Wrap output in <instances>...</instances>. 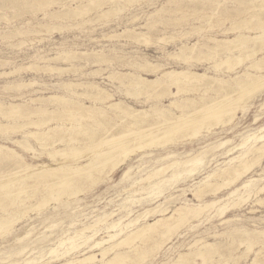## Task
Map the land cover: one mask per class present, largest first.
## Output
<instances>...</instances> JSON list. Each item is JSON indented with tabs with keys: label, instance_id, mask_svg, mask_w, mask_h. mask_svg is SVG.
I'll use <instances>...</instances> for the list:
<instances>
[{
	"label": "rangeland",
	"instance_id": "374dc122",
	"mask_svg": "<svg viewBox=\"0 0 264 264\" xmlns=\"http://www.w3.org/2000/svg\"><path fill=\"white\" fill-rule=\"evenodd\" d=\"M1 1H3L4 4ZM18 1H21V0H18ZM39 1L40 0H27L29 4L31 3L35 4V2L38 3ZM61 1L62 0H55V3L53 5L49 4L47 5V7L44 6L42 9L40 7H39L40 9L37 7V8H34V11H33V9H29V8L27 9V7L26 8H19V7L14 8L11 3L8 4L9 3L8 0L7 1L0 0V4L2 6L0 7V105H9V104H19V105L21 104L22 105L23 104V106H21V109L25 110L26 108V111L29 109H30L29 111L31 110L34 111L36 110V108L37 109L42 108V109H46L48 112H51L56 109V105L48 104L46 103V101H43V100L51 95L57 94L59 96H64L71 101H78L79 103H82L85 106H91V104L93 105L96 104L98 107H103L104 109H106L107 106L111 102L120 101V100L126 103V105L131 106L135 110L149 111L151 106L154 107V105L158 104L159 102L160 103L163 102L162 104L166 106L169 103V99L166 98V96L156 94L155 91H151L148 93H143V92L138 93L135 91L134 88L132 87L129 88V86H127V82H126L127 80L122 79L120 75L118 77V73L136 72L140 76L142 75V77H145L150 80L155 79L157 73L159 74L160 72L164 70H175V69L176 71L189 70V71H194V72L198 71V73L205 72L207 75L215 76V74L217 73L213 71L215 68L213 65L216 64V62L220 63L221 60L225 58L227 53H229V50H227V48L225 47L215 48L216 43H214V41H212L211 38L221 39V38H224L223 36L225 37L229 36L233 38V36L238 35L240 33L242 35L247 34V35L254 36L256 34L255 28L260 25L258 18L262 17V19L264 20V11H263L264 10L263 9L264 0H263V3L262 1H259V0H255L256 2L253 0H240L241 2H239V0H234V1L232 0H208V2L207 0H198V1L197 0H187V1L186 0H180V1L178 0H173V1L172 0H114V1L113 0H107V1L102 0L99 3H97L95 7H93L94 9L91 8L88 11V14L77 16L74 19L65 18L66 11L65 12L63 11L62 12L63 14L61 16L55 17L56 19L50 18L49 16H45V13L50 14V13H53L54 11L60 10L59 6H60ZM64 1L66 0H63V2ZM68 1L69 0H67V2ZM189 1H191V3H187ZM193 1L194 3H192ZM250 1L252 4L250 3ZM73 2L69 3L68 6L72 8L81 3H86V0H82V1L76 0V2L78 3H76L74 0ZM215 2H217V4ZM122 3L123 5L124 4L125 5L123 6ZM167 3H169L170 5ZM5 4L6 5L8 4V5L5 6ZM245 4H247V6ZM112 5L115 7V10H113L110 14L106 16H99L101 11L108 10L110 7H112ZM117 5L120 6L121 8L117 7ZM196 5L198 6L197 9H195L197 7ZM9 6L11 8H9ZM168 6H170V8H168ZM210 6L213 8H211ZM243 6L245 7L244 9H243ZM207 8L213 9V10L209 11V9ZM20 9L22 10V12L20 11ZM14 10L16 12L18 11L19 12L16 13ZM37 10H41V11H37ZM63 15L64 17H62ZM252 16H255V18ZM26 22L28 23V25ZM127 22H129L130 24ZM49 29H52V30L48 32L47 30ZM223 32H224V35H223ZM13 34L16 36H14ZM118 34H121V36ZM8 35L10 37H8ZM130 35L133 36V39H131L132 37L130 38ZM137 35H139L138 37L143 38L144 41H141L140 39H138ZM205 38H208L206 39L207 43L206 41H204ZM211 44L214 45L213 48ZM259 44L260 43L257 44L255 40L254 41L250 40L249 42L245 44L246 45L245 47L249 46L251 47V51L255 50L254 52H256L255 54H253V56L252 55L250 56L251 60L260 57L261 53L259 52L257 53L256 51ZM192 45H195L196 49L194 53L193 52L189 53L186 51L188 53V55L186 56L187 57L186 59L185 57L179 58L176 56L180 54V50L181 48H183V46L191 47ZM209 46L211 50L208 49ZM255 46H256V49H254ZM241 47H242L241 45L237 46V44H234L233 47H231L232 48L231 50L237 55V54H243L245 53V51H248L249 49V47L248 48H245V47L241 48ZM212 49H215V52ZM68 50L76 52V53H86V54L83 56L81 54H78L77 56H75L77 59L76 61L74 60L75 57H73V59L72 58L65 59L67 61L63 59H59V58L55 59L59 53H62ZM98 55L101 57H99ZM196 55H197V58H196ZM89 56L90 57L92 56V57L90 58ZM172 56L174 57L172 58ZM86 58L88 61H85ZM121 58L123 59V62ZM171 58L173 59V61ZM243 58L244 57H241V62L244 63L243 65L241 64V62L237 60H236L237 62L235 60H231L229 63V66L233 67L236 71H241L243 69V66L248 63L247 62L248 60H245V58L244 59ZM94 59L97 61H95ZM131 59L132 61H130ZM6 62H7V65H6ZM147 63L150 64L152 68L154 69L152 70L151 66L147 67L149 71L148 72L147 68L145 67V68H141L144 71L142 72V70L139 67H137L136 69L135 68L136 66L134 65V64H139L143 67ZM34 67L35 68L37 67V68L35 69ZM38 67H39V70H37ZM167 67H169V69ZM62 69H64V71ZM144 69L146 70V72ZM220 69L222 70L221 67ZM137 70L139 72H137ZM226 71L230 74L233 73V70L232 72H229V70H226ZM3 73L5 74L8 73V74L5 75ZM221 73H224V72H221ZM143 74H145V76ZM109 77L113 79H110ZM117 77L118 79L115 80ZM124 80H125L126 86L122 88L123 85H120V83L121 81L124 82ZM70 82L74 84L75 83L78 84L77 86L78 87L81 86L82 89L80 87L78 88L77 86H73L72 89L70 90L68 88L63 89V86L61 85L63 83H70ZM22 84L23 85L27 84V85L21 88L18 87V85H22ZM90 84L97 86V88L90 87L89 86ZM117 84H119L120 86L119 85L117 86ZM217 85L219 84L215 83L213 85L214 89L212 88V86H210L208 89H205L206 86L201 85L199 87H196L199 90V91L197 90V93L194 92L196 95L194 93L192 94L190 93V94L196 98L198 97L197 100L200 101L199 98L202 95H204V92L205 93L207 92L206 94L207 96L209 95V98H204L205 102H208V101L210 102L214 100L215 98H216L215 101H217L218 98L219 100H221L222 97L227 96V102H228V99L231 96L235 98L240 92V90L237 88H233L234 90L232 88L223 90L224 92L222 90H220L221 92L219 91L218 93L213 92L217 88ZM16 86H17L18 92L17 90H13V89H16ZM115 87L118 89H116ZM8 88L11 90H9ZM173 88H171V91L175 92V87ZM83 89L86 91H84ZM89 90L91 91L90 93L92 94L89 93ZM98 90L103 91L104 93L108 95H111V97L110 98L105 97L104 98L105 101L101 99L102 97L97 99V97H99V95H96V93L98 94ZM126 90L127 92H130V94L132 93V95L126 96L127 95V93H125ZM209 90L212 91L211 94ZM135 93L138 94V96L139 95L140 96L137 97ZM71 94L74 96H72ZM259 94L260 95L256 94L254 98L253 97L248 98L247 96H244L241 100L242 102L241 101L236 102L237 103L236 106H238L239 104V106L243 105L245 106V108L244 109L240 107L237 108L239 110L236 111L235 117L231 123H227V124L224 123L226 120H228L227 116L223 117V120H222L223 123L221 121L217 125H215L214 120L212 119L207 120L204 123L203 128L207 127L209 124H210L209 126H211V124L214 123L213 126H211L212 129H210L209 132H208V129L206 130L205 128L204 129L201 128V130H199V128L195 127L196 131H194L195 130L194 128L188 130L191 134H189L188 131L180 132L181 136L179 137L178 135L176 138H174L175 140L173 139L171 141V143L170 142H168V144L166 143L167 146L166 144H163L165 146L163 147V145H160V146L158 145L159 148L158 146H153V147H147V148L145 147L142 149H136L134 150V152H131L129 154L128 158L125 160L123 164L117 166L113 170H111V166H108V165H106L105 167H99L91 171L90 178H89L90 173L86 171L79 173V174H74L73 172L68 173L71 171H67V174L64 176L65 179L64 178L63 179L66 183L68 182L67 183L68 186L64 189V191H62L61 189L60 193L53 191V193L50 192L49 194L46 195V193L44 192L45 190H43L42 188L41 189L39 188V190H36L33 188L31 189L30 187L26 189L27 193L30 195L29 199L25 198L26 197L25 193L21 195L20 198H18V201L26 199L25 203L23 202L20 203L17 201V204L15 203L16 205L14 204V205H10V207L9 206L6 207L9 204L8 200L11 201L13 198L7 196L3 189L0 190V197H1L0 201L3 204L2 206L7 208V209H3L0 207V219L4 220L2 222H6L10 219L11 220L16 219V218L18 219L14 221V223L17 222L16 225L14 224H13L14 226L11 225L13 223L11 222L7 224L9 226L6 229H0V264H27V263L28 264H64L66 260L69 259V257L63 258V259L58 258V255H60L59 249L55 250L56 252H52V249H55L56 246L58 245L59 239H66L68 237L75 236L76 237L75 243H79L83 240V236H91L92 234H96L94 239L99 240L100 238H103L105 240L107 239L106 238L107 233H105L104 228L107 227L108 225L114 222L123 220L127 217L129 218L131 217L132 219L135 217V215L137 216L138 214H141L147 211V209L149 210V209L155 208L158 205L160 206L157 208V212L154 214V216H150L148 218V222L149 221L152 222L153 219H157V218L169 217L171 213H173V211L179 206H184L186 204L196 205L200 203V201L205 202V201H210L214 199H225L227 196V193H229L235 187H239L241 182H239L235 187L229 186L230 189L228 187H222L221 189H219L218 192H216V194L209 192V191L202 192V195L198 200H196L197 198H195L193 194L195 193V187L198 185L200 181L203 180V178L207 175V173L224 165L223 163L225 162V160H227V155L225 152L228 149L234 148L238 143H240V141L246 135L256 132L261 125H264V108L262 107L264 106V91ZM155 95H157L156 97L158 99L155 97ZM219 95L220 97H218ZM20 96L21 97L23 96V97L21 98ZM144 96H146V98ZM15 97L16 98L19 97L18 99L20 100L23 99V100L21 101L18 99L15 100ZM90 97L93 99L90 100ZM161 97H164V98H161ZM40 98H41V101L39 102L38 99ZM205 99H209V100H205ZM30 100H31V103L29 104L28 102ZM233 103L235 104V102ZM36 104H39V105H36ZM137 106L140 108H137ZM149 113L151 115L149 117L150 119L156 116L154 113H152V111H150ZM48 115L49 114L47 113H45V115L38 114L36 115L38 117L33 116L34 118L32 117V120H35V121H39V119L44 120V117L45 119L49 117ZM1 116L2 115H0V117ZM113 116L115 117L116 120L114 119ZM4 117L5 116H2L0 118V125L2 126L5 125L6 127L9 126L10 129L9 127L2 128V130L0 129L1 130L0 145L8 144L6 146H9L10 148L14 149L18 154H20L25 163H29L32 165H40L44 163L47 165L55 166L56 163H59L64 160L61 159L62 157L60 158L56 156V158L54 159H56L55 161L57 162L55 161L53 162L52 158H50L49 156H48L49 158L47 157L48 152H51L54 148L58 150L65 149L67 153H71L72 151L71 149H78V148L79 150L83 151L85 150V148H88L92 145L93 140H95L98 136L100 137L102 135V132L100 133L98 132L102 131L103 128L109 127L111 128V130L114 128L110 132L112 134H116L121 131L122 132L127 131L130 129L134 130L138 128L136 126H135L136 128H133V126L130 127L126 124L121 123L120 119L119 118L117 119L115 114L107 112L106 115L104 116L105 121L102 119L103 117H101V119L100 117L99 118L97 117L99 122L102 120V123H104L103 125H100V124L98 125L96 121V123H94L96 126H94L92 124V121L95 122V120H92V121L91 120H87V121L79 120V122L81 121L82 123H85V126H83L84 131L76 133L77 138H75L76 136L72 137V134L73 133L75 134L76 132L73 128L76 127L75 123H77L78 119L73 117L72 119H69L68 121V118L65 116L63 117L64 120L62 121L65 124V126H67V129H69V130L67 129L65 130L68 135L66 134L65 131H63L61 134H60V131L57 132L58 136H57V133L56 135L55 134L52 135L54 138L53 140H56V138L59 139L60 137L62 138L65 137L64 138L66 140L65 143L63 142V144L62 143L60 144L58 142V144L56 143V145L51 147L50 144H52L53 140L49 139V141L46 142L49 144V146L41 150L38 142H36L37 141L36 139L31 138V137L27 138L26 140H27L28 145H30L36 151L35 155H33L32 153L28 151H24L23 148L17 147L15 143H12V141L13 140H20V141L24 140L25 139L23 136L24 132L35 131L36 128H34V126H30V127L27 126L24 129L23 128L18 129L17 126L23 125L24 123H26V120L24 121V119H18L16 117L14 118L8 117L10 119L9 120L7 117L6 118ZM224 118L226 120H224ZM13 119L15 121H13ZM11 120L13 121V124ZM18 120L20 121L18 122ZM71 122L74 124H72ZM105 124L107 125V127ZM51 125L54 126L53 122ZM222 125L224 126L222 127ZM12 126L15 128H13ZM117 126H118V129H117ZM70 129L72 131H70ZM12 130H15L16 133H13L14 131L12 132ZM87 131H89V133ZM95 131L97 133H95ZM69 132L70 134L72 133L71 137L69 136L70 135ZM91 132L95 133V137L91 141H89V139L87 138L89 134H91ZM195 132L196 133L199 132V134H196V136L198 135V137L201 140L198 137L194 136ZM63 134H65V136ZM79 135L83 139V141L79 137ZM72 138L77 140L76 143L71 144L69 140ZM84 139L88 141L85 142ZM192 140H194L195 142ZM227 140H229V143H227L226 145L222 146L221 149H219L217 145ZM66 142L68 144H66ZM212 146L213 148H211ZM214 148L216 149L214 150ZM69 149L71 151H69ZM234 151L235 150L233 149L231 153L232 156L239 154L237 151L236 152ZM169 153L170 155H172V157L166 160H162V158L167 156ZM199 153H201L200 155H202L203 157H205L206 155V157L203 159L200 165L196 163L195 164L188 163L187 165L188 167H187L186 164L183 163L185 161H188L192 157H194L195 154H197L198 156ZM85 154H82V155L84 156ZM263 158L264 156H262L261 158L262 160L260 161V164L258 166L257 165L254 166L252 168V172L248 174V176L243 178V181H245L248 177H253L257 179V181L254 182L255 186L252 189V193H250L251 195L249 194L250 197H248L249 195H247L246 193L242 194L243 190L238 192V196L234 197V200L235 199L237 200L238 197L239 198L241 197L240 198L241 201L240 200L234 201L238 203L237 205L238 207L230 206L231 208L229 207L228 211L223 216H218L214 214L216 213L214 209H210L208 211L203 212L202 215L199 217V219L197 218L198 220L193 219L189 221V223H186L181 228H179L177 230L178 232L176 231L174 233L172 237V242H170L166 247H164L161 253L159 254H156L155 252H154L155 254L150 253L148 257L145 258L146 260H144V262H138L137 260H132L131 262H128L127 264H134V263L135 264H172L173 262H175V260L177 259V256L180 253H189L190 251L192 252L193 250L196 249V247L200 246L201 243H198V241L199 242L205 241L207 243H215L216 250L218 249L217 250L218 253H214L211 256V258L208 260V263L206 264H217V263L224 264V262H226L225 264H253L254 258H256V262L258 264H264V256H263L264 246L261 245V241L264 242V239L260 237L257 240L258 243L260 244L257 243L255 244V246L253 245L252 249L250 250L251 252L249 251L247 253L248 255L246 254V256H242V258H244L243 260L241 258V255L242 253L246 252L247 244L241 245V247L244 246L242 248L238 246L239 247L238 248L237 244H239V240H242L244 236L242 234L241 237H239L238 234H241V233L234 232V230L264 231V201H260L261 199H264V193H263L264 191L263 192L260 191L256 193L258 189L264 186V172H262L264 171V159ZM72 159L73 158L71 159L67 158L65 159V161H67V163L71 166H77V165L85 164L88 162L87 157L74 158V160ZM1 160L3 161L4 159L0 157V161ZM175 160L180 161V167L178 166V169L175 168L174 166L167 167V164L172 163ZM5 161L6 159L4 160V162H2L4 163L3 165L2 163H0L1 164L0 174H2L0 175V180H3L5 175L7 176L9 172L13 171L16 168L14 167L15 165L14 160L9 159L7 160L9 162H5ZM160 168L161 169L166 168V169L162 175H159L157 178H154V180H152V181H159V180L164 181L159 185V189L152 193L150 191L144 190L145 188L149 186L151 182H141V180L144 177H146L150 172L155 171ZM188 169H190V171L192 172L190 173ZM95 171L97 173H95ZM176 173H179V174L176 175L175 177L172 176ZM70 174L71 175L73 174V175L71 176ZM83 174L88 175V177ZM216 179L214 178V181L212 180L213 183L221 182L220 178H216ZM33 180L34 179L27 181L28 186L36 185L35 184L36 182H34ZM69 180L70 181L72 180L73 182H70ZM75 181L78 183H76ZM90 181H92L93 183ZM74 182L77 185H75ZM226 188L229 190H227ZM29 190H31V192ZM134 192L136 193L133 194ZM42 197L44 199H42ZM127 198H131L132 200L134 199V200H139V201L130 203L131 201L130 199L128 200V202L125 201ZM43 200L47 201L46 203L48 204L47 206H45L46 204L43 205V202H44ZM231 201H230V205L233 204V202L231 203ZM6 203L8 204L6 205ZM256 203L258 205H256ZM30 208L32 211L30 210ZM1 209L3 211H1ZM22 210L23 212H21ZM162 211L164 212L162 213ZM248 211H251V212H248ZM12 212H15V213H12ZM24 212L26 213L25 216H24ZM110 213H114L113 216L109 218V220L105 221L103 224L95 225L94 227L91 228L92 230H88V231L86 230L84 232H80L85 227L87 228V226L89 227L90 225H94L98 219ZM10 214H12V216L15 218H13ZM126 214H127V217L125 216ZM21 218H24V219L21 220ZM225 220L226 222H224ZM142 224L143 222L140 225ZM3 230H4V233H3ZM5 230H7V232ZM112 233L113 232H110L109 234H112ZM215 235H216V239H215ZM217 235H218V238H217ZM233 240L235 241L234 242L235 245L232 244ZM195 241L197 242L198 246H196ZM139 243L140 242L138 241L134 243V245L137 246V244L139 245ZM89 245L90 244H88V246ZM231 245H233V247H231ZM131 247L132 248H130V246H122L119 249L121 252H128L130 253V255H133L131 253H133L132 250L134 248L133 246ZM235 249L237 250L235 251ZM98 252L99 251L95 249L92 252H89L87 255L91 253H98ZM78 256H79V253H76L72 255L71 257L73 258V257H78ZM111 257H112V254H109L104 259L108 260ZM237 257L241 259L238 260L239 258ZM195 258L196 257L194 256L192 257L189 256L188 260L189 259L190 260L186 263L193 264L194 263L193 261H195V264H201V260L199 258H196V259ZM218 258H221V260ZM233 258H236V260ZM90 263L101 264L100 257H96V260Z\"/></svg>",
	"mask_w": 264,
	"mask_h": 264
},
{
	"label": "bare ground",
	"instance_id": "6f19581e",
	"mask_svg": "<svg viewBox=\"0 0 264 264\" xmlns=\"http://www.w3.org/2000/svg\"><path fill=\"white\" fill-rule=\"evenodd\" d=\"M7 1V0H6ZM9 3L8 4H12V6L14 8H26L27 9H33L34 8H43L44 6L47 7V5L49 4H54L55 0H40L38 3L35 2V4L31 3L29 4L27 2V0H8ZM74 0H69L67 2L63 0L60 2V10L54 11L53 13L50 14H46L45 16H49L50 18H55V17H59L61 16L63 13V11L65 12V18H75L77 16L83 15V14H88V11L95 7V5L97 3H99L102 0H86V3H81L79 5H76L75 7H70L68 6L69 3L73 2ZM82 1V0H80ZM107 1V0H106ZM114 1V0H113ZM173 1V0H172ZM180 1V0H178ZM177 1V2H178ZM187 1V0H186ZM198 1V0H197ZM234 1V0H232ZM255 1V0H253ZM262 1L263 0H259ZM3 3V1H1ZM59 2V1H58ZM76 2V0H75ZM79 2V1H78ZM76 2V3H78ZM128 2V1H127ZM182 2V1H181ZM200 2V1H199ZM198 2V3H199ZM204 2V1H203ZM202 2V3H203ZM206 2V1H205ZM208 2V0H207ZM223 2V1H222ZM236 2V1H235ZM239 2H241L239 0ZM249 2V1H248ZM256 2V1H255ZM254 2V3H255ZM258 2V1H257ZM74 3V2H73ZM176 3V1H175ZM187 3H191V1L187 2ZM194 3V1L192 2ZM197 3V2H196ZM201 3V2H200ZM212 3V2H210ZM217 4V2H215ZM234 3V2H233ZM251 3V1H250ZM261 3V2H260ZM4 4V3H3ZM7 4V5H8ZM115 4V3H114ZM169 4V3H167ZM166 4V5H167ZM208 4V3H207ZM206 4V5H207ZM215 4V5H216ZM242 4V3H241ZM240 4V5H241ZM252 4V3H251ZM5 4V6H7ZM123 5V3H122ZM125 5V4H124ZM123 5V6H124ZM165 5V4H164ZM170 5V4H169ZM174 5V4H173ZM182 5V4H181ZM186 5V4H185ZM191 5V4H190ZM193 5V4H192ZM195 5V4H194ZM219 5V4H218ZM234 5V4H233ZM238 5V4H237ZM247 6V4H245ZM177 6V5H176ZM197 6V5H196ZM205 6V5H204ZM203 6V7H204ZM212 6V5H211ZM210 6V7H211ZM262 6V5H261ZM0 7L1 4H0ZM4 7V5H3ZM52 7V6H51ZM57 7V6H56ZM117 7H120L117 5ZM116 7V8H117ZM127 7V6H126ZM166 7V6H164ZM175 7V6H174ZM184 7V5H183ZM186 7V6H185ZM188 7V5H187ZM194 7V6H192ZM208 7V6H207ZM242 7V6H241ZM257 7V6H256ZM255 7V8H256ZM263 7V6H262ZM260 7V8H262ZM9 8H11L9 6ZM39 8V9H40ZM55 8V7H54ZM105 8V6H104ZM121 8V7H120ZM168 8H170V6H168ZM176 8V7H175ZM182 8V7H181ZM198 6L195 8L197 9ZM213 8V7H211ZM233 8V7H232ZM245 7L243 6V9ZM7 9V8H6ZM45 9V8H44ZM52 9V8H51ZM59 9V8H57ZM62 9V10H61ZM94 9V8H93ZM162 9V8H161ZM172 9V8H171ZM174 9V8H173ZM202 9V7H201ZM209 9V8H207ZM236 9V8H235ZM242 9V8H241ZM259 9V8H258ZM264 9V8H263ZM47 10V9H46ZM113 10H115V7L112 5V7H110L108 10L106 11H99L100 15L99 16H106L108 14H110ZM118 10V9H117ZM116 10V11H117ZM213 10V9H209ZM246 10V9H245ZM262 10V9H261ZM15 11V10H14ZM20 11L22 12V10L20 9ZM26 11V10H25ZM31 11V10H30ZM37 11H41V10H37ZM43 11V10H42ZM122 11V10H121ZM124 11V10H123ZM159 11V10H157ZM161 11V10H160ZM202 11V10H200ZM264 11V10H263ZM16 12V11H15ZM14 12V13H15ZM19 12V11H18ZM16 12V13H18ZM98 12V13H99ZM170 12V11H169ZM216 12V10H215ZM25 13V12H24ZM31 13V12H30ZM36 13V11H35ZM12 14V13H11ZM29 14V13H28ZM172 14V13H171ZM176 14V13H175ZM216 14V13H214ZM20 15V13H19ZM42 15V13H41ZM95 15V14H94ZM173 15V14H172ZM260 15V14H259ZM169 16V15H168ZM261 16V15H260ZM259 16V17H260ZM6 17V16H5ZM64 17V15L62 16ZM206 17V16H205ZM255 18V16H252ZM3 18V17H2ZM45 18V17H44ZM251 18V17H250ZM4 19V18H3ZM47 19V18H46ZM56 19V18H55ZM43 20V19H42ZM41 20V21H42ZM129 20V19H128ZM251 20V19H249ZM65 21V20H64ZM133 21V20H132ZM131 21V22H132ZM210 21V20H209ZM208 21V22H209ZM259 21V26L255 28L256 30V34L254 36L252 35H247V34H238L233 36V38L231 37H225L221 38V39H217V38H211L212 41H214V43H216L215 48H220V47H225L227 48V50H229V53H227V55L225 56V58L223 60H221L220 63L216 62V64H214L213 66L214 68V72H216L217 74H215V76H210L207 75L205 72L204 73H198V71L194 72V71H189V70H179L176 71L175 70H164L162 72H160L159 74L157 73L155 79H147L145 77H142V75L140 76L138 73L134 72H126V73H118V77L120 75V77L122 79L127 80V86L132 87L135 89L136 92H143V93H148L151 91H155L156 94L159 95H163L166 96V98L169 99V103L168 105H164L162 103H158L156 105L151 106L150 110H135L134 108H132L131 106L126 105V103L120 101H113L111 102L106 109H104L103 107H98L96 104H91V106H85L82 103H79L78 101H71L69 99H67L64 96H59L57 94L55 95H51L47 98H45L43 101H46V103L51 104V105H56V109L48 112L46 109H42L39 108L34 111H26L21 109V106H23V104L19 105V104H9V105H0V115L5 116L4 118H8V117H16L18 119H24V121L26 120V123H24L21 126H17L18 129L19 128H26L27 126H34V128H36L35 131H26L24 132V140H13L12 143H15L17 145V147H21L24 149V151H28L30 153H32L33 155H35V149H33L30 145H28L27 143V138H34L36 139L41 148V150H43V148H47L49 146L48 143H46L47 141H49V139L53 140V134L56 135L57 132L60 131V134L65 131L67 129V126H65V124L63 123L62 120L63 117H67L68 121L69 119H72L73 117H75L76 119H78L77 123H75V128H73L76 132L73 135L72 133V137L76 136V133L84 131L83 130V126H85V123H82L81 121H87V120H95V122L92 121V124L94 126H96L94 123H98V125H103L104 123H102V120L99 122L98 118L103 117L102 119L105 121L104 116L106 115L107 112L115 114V116L117 117V119H120V122L123 124H126L128 126H133V128L138 127L137 129H130L127 131H121L118 132L116 134H112L110 133L112 130L111 128L106 127L107 128H103L102 131H99L98 133L102 132V135L99 137L98 136L95 140L92 141V145L88 148H85V150H79L78 149H69V151H71V153H67L66 150H58L56 148H54L51 152H48L47 157L49 156L50 158L53 159V162L56 160L54 158H56V156L58 157H62L61 159H63L64 161H61L59 163H56V165L52 166V165H47V164H40V165H32L29 163H25L22 159V156L20 154H18L14 149L10 148L9 146L6 145H0V157H2V159H6L5 162H9L7 160L12 159L15 161V165L14 167H16L13 171L11 172H7L8 175L4 176L3 180H0V190H4L5 194L9 197H12L13 199L9 201V204L6 203V207H10V205H14L15 203L17 204L18 198H20L21 195H23L24 193L26 194V197L24 195L25 198L29 199L30 195L27 193L26 189L30 188L31 189H36L39 190V188L45 190L44 192L47 194H49L50 192L53 193V191L59 192L62 189V191H64V189L68 186V182L66 183L64 181V176L67 174V171H71L68 173H74V174H79L82 172H89V178L91 176V171L95 170L99 167H105L106 165L111 166V170H113L114 168H116L117 166L123 164L125 162V160L128 158L129 154L131 152H134V150L136 149H142V148H147V147H153V146H160L163 144H168V142L171 143V141L176 138L178 135L179 137L181 136L180 132H186L189 129H195V127L199 128V130H201V128H203L204 123L209 120L212 119L215 121V125L219 124L222 120L224 116H227L226 120L224 118V120H226L224 123H231L235 117V113L238 107L240 108H245V106H236V102H240L242 100V98L244 96H247L248 98H254V96L256 94L260 95L259 93L264 91V20L261 18H258ZM256 21V22H258ZM6 22V21H5ZM27 23V22H26ZM129 23V22H127ZM241 23V22H240ZM130 24V23H129ZM28 25V23H27ZM41 26V25H40ZM25 27V26H24ZM39 27V26H38ZM143 27V26H142ZM240 27V26H239ZM20 28V27H19ZM18 28V29H19ZM34 28V27H33ZM51 28V27H49ZM140 28V27H139ZM37 29V28H36ZM41 29V27H40ZM43 29V28H42ZM45 29V28H44ZM48 29V28H47ZM55 29V28H53ZM57 29V27H56ZM241 29V28H240ZM52 29L47 30L48 32L51 31ZM13 31V30H12ZM15 31V30H14ZM33 31V30H32ZM43 31V30H42ZM240 31V30H239ZM16 32V31H15ZM37 32V31H36ZM45 32V31H44ZM133 32V31H132ZM13 33V32H12ZM21 33V32H20ZM24 33V31H23ZM27 33V32H26ZM25 33V34H26ZM38 33V32H37ZM51 33V32H50ZM127 33V32H125ZM130 33V32H129ZM226 33V31H225ZM238 33V32H237ZM9 34V33H8ZM22 34V33H21ZM134 34V33H133ZM136 34V33H135ZM6 35V34H5ZM12 35V34H11ZM14 35V34H13ZM121 36V34H118ZM117 35V36H118ZM123 35V34H122ZM129 35V34H127ZM224 35V32H223ZM227 35V34H226ZM16 36V35H14ZM119 36V37H120ZM124 36V35H123ZM126 36V35H125ZM136 36V35H135ZM139 35H137L138 37ZM141 36V34H140ZM221 36V34H220ZM4 37V36H3ZM8 37H10L8 35ZM113 37V36H112ZM128 37V36H127ZM132 37V38H131ZM143 37V36H142ZM217 37V36H216ZM6 38V37H5ZM130 38L133 39V36L130 35ZM220 38V37H219ZM106 39V38H105ZM138 39H140L141 41H144L143 38L138 37ZM205 38L204 41H206ZM210 39V38H209ZM148 40V39H147ZM250 40L260 43L259 44V48L256 46L254 49H256L257 53H261L259 58H255L253 60L250 59V56L253 54H255L256 52L251 51V47H249L248 51H245V53L243 54H237L234 53L231 49V47H233L234 44L241 45V48H244L247 42H249ZM201 41V40H200ZM203 42V41H202ZM185 43V42H184ZM187 43V42H186ZM207 43V41H206ZM188 44V43H187ZM195 44V43H194ZM209 44V43H208ZM213 44V43H212ZM211 44V45H212ZM249 44V43H248ZM181 45V44H180ZM214 45H212L213 48ZM252 46V45H251ZM181 47V46H180ZM202 47V46H200ZM245 47V48H248ZM254 47V46H253ZM196 47L195 45H192L191 47L189 46H183V48H181L180 50V54L176 55L177 57H185V59L187 58L186 56L188 55L187 52L189 53H194ZM202 49V48H200ZM199 49V51H200ZM210 49V46L209 48ZM211 50V49H210ZM215 52V49H212ZM247 50V49H246ZM187 51V52H186ZM206 51V50H205ZM219 51V50H218ZM179 52V51H178ZM197 52V51H196ZM57 53V52H56ZM200 53V52H199ZM78 54H81L82 56L85 55L86 53H76L73 51H64L62 53H59L58 56L55 59H68V58H72L77 56ZM89 54V53H88ZM175 54V53H174ZM173 54V55H174ZM197 54V53H196ZM204 54V53H203ZM215 54V53H214ZM57 55V54H56ZM92 55V53H91ZM103 55V54H102ZM191 55V54H190ZM189 55V56H190ZM200 55V54H199ZM217 55V54H216ZM215 55V57H216ZM46 56V55H45ZM99 56V55H98ZM175 56V57H176ZM201 56V55H200ZM214 56V55H212ZM81 57V56H80ZM88 57V56H87ZM90 57V56H89ZM92 57V56H91ZM90 57V58H91ZM94 57V55H93ZM101 57V56H99ZM109 57V56H108ZM174 56H172L173 58ZM211 57V55H210ZM214 57V58H215ZM241 57H244L245 60H248L247 64H245L243 66V69L240 70L241 71H236L233 67L229 66V63L231 60H237L239 62H241ZM43 58V57H42ZM96 58V57H95ZM104 58V57H102ZM101 58V60H102ZM106 58V57H105ZM135 58V57H134ZM170 58V57H168ZM171 58V59H172ZM190 58V57H189ZM193 58V57H191ZM197 58V55H196ZM243 58V59H244ZM39 59V58H38ZM81 59V58H80ZM83 59V58H82ZM89 59V58H88ZM100 59V58H99ZM118 59V57H117ZM122 59V58H121ZM125 59V58H124ZM166 59V58H165ZM182 59V58H181ZM184 59V60H185ZM213 59V58H212ZM40 60V59H39ZM75 61L77 60L76 57L74 59ZM79 60V59H78ZM91 60V59H90ZM95 60V59H94ZM140 60V59H139ZM170 60V59H169ZM183 60V59H182ZM46 61V60H45ZM53 61V60H52ZM67 61V60H65ZM72 61V60H70ZM80 61V60H79ZM83 61V60H82ZM85 61H88L87 58ZM97 61V60H95ZM99 61V60H98ZM132 61V59L130 60ZM141 61V60H140ZM143 61V60H142ZM173 61V59H172ZM176 61V60H174ZM236 61V62H237ZM8 62V61H7ZM6 62V65H7ZM47 62V61H46ZM45 62V63H46ZM51 62V61H50ZM84 62V61H83ZM121 62V61H120ZM123 62V59H122ZM181 62V61H179ZM183 62V61H182ZM214 62V61H213ZM212 62V63H213ZM5 63V61H4ZM9 63V62H8ZM49 63V61H48ZM47 63V64H48ZM78 63V62H77ZM94 63V62H93ZM132 63V62H131ZM134 63V61H133ZM132 63V64H133ZM143 63V62H141ZM195 63V61H194ZM86 64V63H84ZM130 64V63H129ZM145 64V63H144ZM241 64L243 65L244 63L241 62ZM5 65V64H4ZM137 69V67L141 68H147L150 67V64H146L143 67L139 64H134ZM143 65V64H142ZM196 65V63H195ZM224 65V66H223ZM237 65V64H236ZM128 66V65H127ZM131 66V65H130ZM159 66V65H158ZM201 66V65H200ZM204 66V65H203ZM212 66V65H211ZM228 66V67H227ZM87 67V66H86ZM163 67V65H162ZM220 67L222 68V70L220 69ZM242 67V66H241ZM31 68V67H30ZM33 68V67H32ZM35 68V67H34ZM37 68V67H36ZM35 68V69H36ZM43 68V67H41ZM46 68V67H45ZM128 68V67H127ZM152 68V66H151ZM156 68V67H155ZM169 69V67H167ZM166 68V69H167ZM175 68V67H174ZM179 68V67H178ZM177 68V69H178ZM208 68V67H206ZM47 69V68H46ZM45 69V70H46ZM132 69V67H131ZM154 68H152L153 70ZM157 69V68H156ZM162 69V68H161ZM165 69V68H164ZM171 69V68H170ZM39 70V67L38 69ZM44 70V69H43ZM51 70V69H49ZM64 71V69H62ZM127 70V69H126ZM142 70V69H141ZM145 70V69H144ZM151 70V69H150ZM160 70V69H159ZM226 70H229V72L233 73L230 74L228 73ZM231 70V71H230ZM239 70V69H238ZM18 71V70H17ZM58 71V70H57ZM60 71V70H59ZM148 71V68H147ZM158 71V70H157ZM201 71V70H200ZM199 71V72H200ZM61 72V71H60ZM137 72H139L137 70ZM142 72H144L142 70ZM146 72V70H145ZM149 72V71H148ZM154 72V71H153ZM159 72V71H158ZM212 72V71H211ZM224 72V73H221ZM14 73V72H13ZM89 73V72H88ZM92 73V72H91ZM96 73V71H95ZM94 73V74H95ZM155 73V72H154ZM228 73V74H226ZM5 74V73H3ZM8 74V73H7ZM5 74V75H7ZM10 74V72H9ZM93 74V73H92ZM115 74V73H114ZM117 74V73H116ZM98 75V74H97ZM145 76V74H143ZM154 75V74H153ZM152 75V76H153ZM3 76V75H2ZM9 76V75H8ZM109 76V75H108ZM106 76V77H108ZM149 76V75H148ZM155 76V75H154ZM4 77V76H3ZM118 77L115 79L117 80ZM104 78V77H103ZM110 79H113L111 77H109ZM120 78V79H121ZM109 80V79H108ZM121 81L120 85H123L122 88L124 86H126V83ZM113 81V80H112ZM120 81V80H119ZM118 83V82H116ZM217 83L219 85H217V88L215 89V91L213 92H219L220 90H227L230 88H237L240 90V92L238 93V97L233 98L232 96L228 99L227 102V96L222 97L221 100H216V98L212 101H208L205 102L204 98H209V95L207 96V92H204V95H202L198 101L196 97H194L193 95H191L192 93H197L198 88L201 85L206 86L205 89H208L210 86ZM27 85V84H25ZM25 85H18V87H24ZM53 85V84H52ZM51 85V87H52ZM78 84H74L72 82L70 83H63L61 86H63L64 88H68L69 90L72 89L73 86H77ZM119 84H117L118 86ZM119 85V86H120ZM92 88H97V86L90 84L89 85ZM4 87V86H3ZM10 87V86H9ZM15 87V86H14ZM33 87V85H32ZM60 87V86H59ZM78 87V86H77ZM81 88V86H79ZM78 87V88H79ZM175 87V92L171 91V88ZM6 88V87H5ZM4 88V89H5ZM13 88V87H12ZM76 88V87H75ZM88 88V87H86ZM85 88V89H86ZM91 88V89H92ZM116 88V87H115ZM127 88V87H126ZM125 88V89H126ZM195 88V89H193ZM9 89V88H8ZM7 89V90H8ZM77 89V88H76ZM82 89V88H81ZM104 89V88H103ZM118 89V88H116ZM124 89V90H125ZM174 89V88H173ZM204 89V88H202ZM214 89V88H213ZM11 90V89H9ZM13 90H17V86L16 89ZM21 90V89H20ZM56 90V89H55ZM62 90V89H61ZM67 90V89H65ZM84 90V89H83ZM81 90V91H83ZM94 90V89H93ZM120 90V89H119ZM201 90V89H200ZM211 90V88H210ZM209 90V91H210ZM234 90V89H233ZM39 91V90H38ZM86 91V90H84ZM95 91V90H94ZM122 91V90H121ZM199 91V90H198ZM15 92V91H14ZM18 92V90H17ZM66 92V91H65ZM73 92V90H72ZM91 91L89 90V93ZM132 92V91H131ZM212 91H210L211 94ZM221 92V91H220ZM224 92V91H223ZM96 93V92H94ZM127 95L126 96H130L132 95V93L130 94V92H126ZM142 93V94H143ZM191 93V94H190ZM194 93V94H195ZM235 93V92H234ZM92 94V93H90ZM129 94V95H128ZM190 94V95H188ZM203 94V93H202ZM18 95V94H17ZM70 95V94H69ZM72 95V94H71ZM95 95V94H94ZM96 95H99L98 98H101L104 100L105 97H111V95H108L106 93H104L103 91L98 90V94L96 93ZM124 95V94H123ZM135 95L138 96V94L135 93ZM152 95V94H151ZM196 95V94H195ZM257 95V96H258ZM24 96V95H23ZM22 96V97H23ZM74 96V95H72ZM71 96V97H72ZM82 96V95H81ZM90 96V95H89ZM114 96V95H113ZM157 95H155L156 97ZM21 97V96H20ZM21 97V98H22ZM26 97V96H25ZM79 97V95H78ZM136 97V96H135ZM134 97V98H135ZM143 97V96H142ZM146 98V96H144ZM152 97V96H150ZM148 97V98H150ZM220 97V95L218 96ZM19 97H15V100L18 99ZM74 98V97H73ZM82 98V97H81ZM132 98V97H131ZM157 98V97H156ZM164 98V97H161ZM211 98V97H210ZM214 98V97H213ZM241 98V99H240ZM75 99V98H74ZM79 99V98H78ZM93 99L90 97V100ZM155 99V98H154ZM158 99V98H157ZM212 99V98H211ZM210 99V100H211ZM12 100V99H11ZM20 100V99H18ZM23 100V99H21ZM20 100V101H21ZM39 102L41 101V98L38 99ZM37 100V101H38ZM87 100V99H86ZM85 100V101H86ZM108 100V99H107ZM131 100V99H130ZM135 100V99H134ZM139 100V99H138ZM147 100V99H146ZM152 100V99H150ZM156 100V99H155ZM167 100V99H166ZM205 100H209V99H205ZM13 101V100H12ZM36 101V100H35ZM93 101V100H92ZM99 101V100H98ZM102 101V100H101ZM133 101V100H132ZM158 101V100H157ZM156 101V102H157ZM160 101V99H159ZM162 101V100H161ZM226 101V102H225ZM244 101V100H243ZM249 101V100H248ZM2 102V101H1ZM25 102V100H24ZM23 102V103H24ZM34 102V101H33ZM32 102V103H33ZM38 102V103H39ZM96 102V101H95ZM167 102V101H166ZM235 102V104L233 103ZM242 102V101H241ZM29 104L31 103V100L28 102ZM42 103V102H41ZM246 103V102H245ZM244 103V104H245ZM5 104V103H4ZM35 104V103H34ZM43 104V103H42ZM41 104V105H42ZM85 104V103H84ZM89 104V103H88ZM131 104V103H130ZM152 104V103H150ZM39 105V104H36ZM45 105V104H44ZM49 105V106H51ZM143 105V104H142ZM147 105V104H146ZM72 106V107H71ZM140 106V105H139ZM232 106V107H231ZM25 107V106H24ZM23 107V108H24ZM264 108V106H262ZM137 108H140L137 106ZM144 108V107H143ZM34 109V108H33ZM262 110V108H261ZM150 111H152V113H154L156 116L152 119H150L149 117L150 115ZM45 113L49 114L48 118L44 120H40L39 121H35L32 120V117H38L36 115L38 114H43L45 115ZM64 115V116H63ZM238 115V114H236ZM1 116V117H2ZM41 116V115H39ZM63 116V117H61ZM0 117V118H1ZM47 117V116H46ZM61 117V118H60ZM98 117V118H97ZM114 117V116H113ZM15 118V119H16ZM34 118V117H33ZM42 118V117H41ZM9 119V118H8ZM115 119V117H114ZM10 120V119H9ZM79 120H81L79 122ZM110 120V119H109ZM116 120V119H115ZM258 120V119H256ZM255 120V121H256ZM12 121V120H11ZM13 121H15L13 119ZM12 121V124H13ZM20 120H18L19 122ZM90 121V122H91ZM54 124V126H52L51 124ZM67 122V121H66ZM73 122V121H72ZM71 122V123H72ZM110 122V121H109ZM114 122V121H113ZM257 122V121H256ZM87 123V122H86ZM223 123V121H222ZM11 124V125H12ZM22 124V123H21ZM74 124V123H72ZM109 124V123H108ZM120 124V123H119ZM214 124V123H213ZM213 124H211V126H213ZM225 124V125H226ZM97 125V126H98ZM112 125V124H111ZM116 125V124H115ZM207 125V123H206ZM210 125V124H209ZM207 126L204 127L206 130L208 129V132L211 128V126ZM88 126V125H86ZM109 126V125H108ZM124 126V125H123ZM136 126V127H135ZM221 126V125H220ZM224 125H222L223 127ZM6 126H2L0 125V129L2 130V128H5ZM9 127V126H7ZM6 127V128H7ZM13 127V126H12ZM11 127V128H12ZM28 127V128H29ZM102 127V126H101ZM120 127V126H119ZM218 127V126H216ZM15 128V127H13ZM12 128V129H13ZM27 128V130H28ZM95 128V127H94ZM116 128V127H115ZM203 128V129H204ZM10 129V127H9ZM17 129V128H16ZM30 129V128H29ZM72 129V127H71ZM70 129V131H72ZM118 129V126H117ZM0 130V132H1ZM22 130V129H21ZM69 130V129H67ZM88 130V129H87ZM91 130V129H89ZM95 130V129H94ZM124 130V129H123ZM215 130V129H214ZM14 131V132H13ZM17 131V130H16ZM116 131V130H115ZM120 131V130H119ZM196 131V129L194 130ZM213 131V130H212ZM13 133H16L15 130H12ZM66 132V131H65ZM89 133V131H87ZM86 132V133H87ZM189 132V131H188ZM200 132V131H199ZM198 133H194L195 137H198V135L196 136V134ZM9 133V132H8ZM85 133V134H86ZM95 133H97L95 131ZM95 133L91 132V134H89L88 138L89 141H91L94 137H95ZM110 133V134H109ZM19 134V133H18ZM59 134V135H60ZM67 134V132H66ZM70 134V132H69ZM71 134L69 135L71 137ZM183 134V133H182ZM189 134H191L189 132ZM203 134V132H202ZM201 134V135H202ZM209 134V133H208ZM212 134V133H211ZM65 136V134H63ZM68 135V134H67ZM81 135V134H80ZM79 135V137H80ZM188 135V134H187ZM58 136V133H57ZM62 136V135H61ZM83 136V135H82ZM86 136V135H85ZM84 136V137H85ZM185 136V135H184ZM189 136V135H188ZM193 136V135H192ZM205 136V135H204ZM14 137V136H13ZM22 137V136H21ZM207 137V136H206ZM65 138V137H64ZM60 137L59 139L56 138V140L52 141L51 147H53L54 145H56V143L58 144V142L61 144H63V142L65 143V139ZM77 138V136L75 137ZM81 138V137H80ZM199 138V137H198ZM202 138V136H201ZM82 139V138H81ZM181 139V138H180ZM187 139V137H186ZM200 139V138H199ZM175 140V139H174ZM185 140V139H183ZM196 140V139H195ZM201 140V139H200ZM72 143H76L77 140L75 139H70L69 140ZM83 141V139H82ZM84 141H88L86 139H84ZM190 141V139H189ZM194 141V140H192ZM69 142V143H70ZM195 142V141H194ZM8 143V142H7ZM173 143V142H172ZM186 143V142H185ZM193 143V142H192ZM227 143H229V140L220 143L218 146L219 149L222 148V146L226 145ZM59 144V145H60ZM66 144H68L66 142ZM79 144V143H78ZM81 144V143H80ZM166 144V146H167ZM178 144V143H177ZM15 145V146H16ZM70 145V144H69ZM179 145V144H178ZM208 145V144H207ZM158 146V148H159ZM165 145H163L164 147ZM205 146V145H204ZM203 146V147H204ZM50 147V148H51ZM162 147V146H161ZM162 147V148H163ZM216 147V146H214ZM18 148V149H19ZM39 148V147H38ZM49 148V149H50ZM213 148V146L211 147ZM217 148V149H218ZM17 149V148H16ZM209 149V148H208ZM216 148H214L215 150ZM235 150L234 152H238L239 154L232 156V150ZM211 150V149H210ZM40 151V150H39ZM87 153H86V152ZM158 151V150H157ZM204 151V150H203ZM212 151V150H211ZM217 151V150H216ZM43 152V151H42ZM85 152V153H83ZM166 152V151H165ZM168 152V151H167ZM28 153V154H30ZM204 153V152H203ZM202 153V154H203ZM209 153V152H208ZM227 155V160H225V162L223 163L224 165L221 167L216 168L215 170L210 171L209 173H207V175L203 178L202 181H200L198 183V185L195 187V193L193 194L195 198H197L196 200H198L201 195L202 192H212L215 193L219 191V189H221L222 187H228L230 189L229 186H233L235 187L239 182L240 186L239 187H235L234 189H232L229 193H227V196L225 199H214V200H210V201H205V202H201L193 205V204H186L184 206H179L177 207L173 213H171V215L169 217H163V218H157V219H153L152 222L149 221L148 222V218L150 216H154V214L157 212V208L160 206H156L155 208L152 209H147V211L138 214L137 216L135 215L134 218L131 219V217H127V214L125 215L127 218L114 222L110 225H108L107 227H105V233H107L106 238L107 239H103L100 238L99 240L94 239L96 234H92L91 236H83V240L79 243H75V236L74 237H68L66 239H59L58 241V245L56 246L55 249H52V252H56L55 250L59 249V253L60 255H58V258L63 259V258H68V260H66V262L64 264H92L90 262H94L96 260V257H100L101 260V264H127L128 262H131L132 260H137L138 262H144V260H146L145 258L148 257V255L150 253L153 254H159L162 252L163 248L166 247L170 242H172V237L174 235V233L181 228L184 224L189 223V221L193 220V219H199V217L202 215L203 212L208 211L210 209H214V211L216 213V215L218 216H223L229 209L230 206H237L238 203L234 202V197L238 196V192L243 190L242 194H247L249 195L250 193H252V189L255 186L254 182L257 181V179L253 178V177H248L245 181H243V178H245L246 176H248V174H250L252 172V168L254 166H258L260 164V161L262 160V156H264V125H261L258 130L254 133L248 134L246 135L241 141L240 143H238L234 148L232 149H228L226 152ZM82 154H85L84 156ZM201 153H199V155L197 156V154L194 155V157H192L191 159H189L188 161H185L183 163L186 164V166L189 164H198L200 165V163L203 161V159L206 157H203L202 155H200ZM206 154V153H205ZM161 155V154H160ZM208 155V154H207ZM210 155V154H209ZM232 156V157H230ZM42 157V156H41ZM48 157V158H49ZM87 157L88 162L85 164H81V165H77V166H71L67 163V161H65V159L69 158H73L72 160H74V158H84ZM172 155H170V153L163 157L162 160H166L171 158ZM51 159V160H52ZM264 159V158H263ZM4 160L0 161V163L4 162ZM36 160V159H34ZM58 160V159H57ZM60 160V159H59ZM57 162V161H55ZM161 162V161H160ZM33 163V162H32ZM4 163H2L3 165ZM6 164V163H5ZM12 164V163H11ZM184 164V165H185ZM8 165V164H7ZM182 165V164H181ZM183 165V166H184ZM6 166V165H5ZM4 166V167H5ZM166 166V165H165ZM168 166H174L175 168L178 169V166L180 167V161H173L172 163L167 164ZM185 166V167H186ZM197 166V165H196ZM3 167V168H4ZM11 167V166H10ZM166 167V168H167ZM188 167V166H187ZM195 167V166H193ZM191 167V168H193ZM260 167V166H259ZM166 168H160L157 169L155 171L150 172L146 177H144L141 182H151L149 184V186L147 188H145L144 190L146 191H150L151 193L158 190L159 189V185L164 182L163 180H159V181H152L154 180V178H157L159 175H162L163 172L165 171ZM182 168V167H181ZM184 168V167H183ZM190 168V169H191ZM0 169H1V164H0ZM189 172L191 173L192 171ZM195 169V168H194ZM263 169V168H262ZM6 170V169H4ZM3 170V171H4ZM105 170V168H104ZM103 170V171H104ZM10 171V170H9ZM100 171V170H99ZM98 171V172H99ZM109 172V171H108ZM264 172V171H262ZM1 173V172H0ZM88 173V174H89ZM94 173V172H92ZM95 173H97L95 171ZM100 173V172H99ZM187 173V172H186ZM179 173H176L172 176H176ZM2 175V174H0ZM71 175V174H70ZM73 175V174H72ZM71 175V176H72ZM86 175V174H83ZM102 175V174H101ZM191 175V174H190ZM75 176V175H74ZM88 177V175H86ZM7 177V178H6ZM93 177V176H92ZM172 177V178H174ZM3 178V177H1ZM64 178V179H63ZM69 178V177H67ZM77 178V176H76ZM214 178H220L221 182L220 183H213ZM36 182L34 186H28L27 181L32 180ZM79 179V178H78ZM77 179V180H78ZM88 179V178H87ZM94 179V178H93ZM80 180V179H79ZM213 180V181H212ZM70 181V180H69ZM89 181V180H87ZM93 181V180H92ZM90 181V182H92ZM217 181V179H216ZM70 182H73L72 180ZM76 182V181H75ZM74 182V183H75ZM139 182V181H138ZM73 183V184H74ZM78 183V182H76ZM75 183V185H77ZM93 183V182H92ZM95 183V182H94ZM72 184V183H71ZM80 184V183H79ZM82 188V187H80ZM75 189V188H74ZM79 189V188H78ZM77 189V191H78ZM227 189V188H226ZM227 189V190H229ZM225 190V188H224ZM31 192V190H29ZM71 191V190H70ZM80 191V190H79ZM83 191V190H82ZM221 191V190H220ZM260 191H264V186L261 187L260 189H258V192ZM36 193V192H35ZM79 193V192H78ZM81 193V192H80ZM136 192H134L133 194H135ZM142 193V192H141ZM264 193V192H263ZM33 194V193H32ZM38 194V193H37ZM56 194V193H54ZM53 194V195H54ZM64 194V193H63ZM139 194V193H138ZM209 194V193H208ZM35 195V194H34ZM45 195V194H44ZM45 195V196H46ZM62 195V193H61ZM74 195V194H73ZM251 195V194H250ZM250 195L248 197H250ZM3 196V195H2ZM49 196V195H48ZM59 196V195H58ZM206 196V195H205ZM204 196V197H205ZM245 196V195H244ZM33 197V196H32ZM37 197V196H36ZM129 197V196H128ZM193 197V198H194ZM246 197V198H248ZM241 198V197H240ZM240 198L238 197L237 200L239 201ZM3 199V198H2ZM10 199V198H9ZM42 199H44L42 197ZM47 199V197H46ZM50 199V198H49ZM48 199V201H49ZM131 200L130 203H133L135 201H139V200H132L131 198H127L125 201L128 202V200ZM141 199V198H140ZM204 199V198H202ZM233 199V200H232ZM1 200V197H0ZM6 200V199H5ZM4 200V201H5ZM195 200V199H194ZM201 200V199H200ZM232 200V201H231ZM236 200V201H237ZM3 201V200H2ZM26 199L23 200H19L18 202L20 203H25ZM30 201V200H28ZM32 201V199H31ZM42 201V200H41ZM44 201V200H43ZM228 201V202H227ZM230 201L231 203L233 202L232 205H230ZM241 201V200H240ZM258 201V200H257ZM260 201H264V199H261ZM124 202V203H126ZM199 202V201H198ZM5 203V202H3ZM41 203V202H40ZM47 203V201L43 202V205H45ZM123 203V202H122ZM243 203V202H242ZM260 203V202H259ZM15 204V205H16ZM241 204V202H240ZM245 204V203H244ZM263 204V202H262ZM3 204L0 201V207L3 209H7L5 207L2 206ZM24 205V204H23ZM40 205V204H39ZM42 205V204H41ZM48 204H46L45 206H47ZM256 205H258L256 203ZM22 206V205H21ZM38 206V205H37ZM242 206V205H241ZM12 207V206H11ZM238 207V206H237ZM240 207V206H239ZM13 208V207H12ZM29 208V206H28ZM27 208V209H28ZM231 208V207H230ZM233 208V207H232ZM11 209V208H10ZM37 209V208H35ZM24 210V209H23ZM23 210L21 212H23ZM31 210V208H30ZM1 211H3L1 209ZM26 211V210H25ZM32 211V210H31ZM20 212V211H19ZM28 212V210H27ZM164 211H162L163 213ZM251 212V211H248ZM4 213V212H3ZM7 213V212H6ZM15 213V212H12ZM30 213V212H29ZM32 213V212H31ZM211 213V212H210ZM5 214V213H4ZM20 214V213H19ZM25 212H24V216H25ZM114 213H110L108 215H104L102 218L98 219L94 225H90L89 227L87 226V228L85 227L84 229H82L80 232H84V231H88V230H92L91 228L94 227L95 225H99V224H103L105 221L109 220V218H111L113 216ZM205 214V213H204ZM208 214V213H207ZM12 216V214H10ZM166 215V214H164ZM124 216V217H125ZM162 216V215H161ZM206 216V215H205ZM208 216V215H207ZM13 217V216H12ZM11 217V218H12ZM22 217V215H21ZM27 217V216H26ZM204 217V216H203ZM212 217V216H211ZM210 217V218H211ZM217 217V216H216ZM15 218V217H13ZM12 218V219H13ZM129 218V219H128ZM213 218V217H212ZM221 218V217H220ZM17 219V218H16ZM16 219L13 220H7L6 222H2L4 221L3 219H0V229H6L9 225V223L13 222L11 225H16V223H14V221ZM24 218H21V220ZM197 219V220H198ZM18 220V219H17ZM194 220V221H195ZM202 221V220H201ZM209 221V220H208ZM228 221V220H227ZM20 222V221H18ZM143 222L142 225H140ZM196 222V221H195ZM222 222V221H221ZM226 222V220L224 221ZM230 223V221H229ZM221 224V223H220ZM10 225V226H11ZM13 225V226H14ZM188 225V224H187ZM185 227V226H184ZM183 227V228H184ZM194 227V225H193ZM253 227V226H252ZM182 228V229H183ZM192 228V227H191ZM259 228V227H258ZM10 229V228H9ZM257 229V228H256ZM7 232V230H5ZM110 232H113L112 234H109ZM178 232V231H177ZM234 232H239L241 234H238L239 237L242 236V240H239V244H237V247L241 245H246L247 244V249L246 252L242 253V256H246V254L252 249V246L258 243V239L261 237L262 239H264V231H238V230H234ZM4 233V230H3ZM235 233V234H237ZM84 234V233H83ZM230 234V233H229ZM234 234V235H235ZM176 235V234H175ZM227 236V235H226ZM237 236V235H236ZM213 237V236H212ZM222 237V236H221ZM235 237V236H234ZM214 238V237H213ZM218 238V235H217ZM220 238V237H219ZM223 238V237H222ZM221 238V239H222ZM229 238V237H228ZM94 239V240H93ZM215 239H216V235H215ZM236 239V238H235ZM218 240V239H217ZM140 242L139 245L137 244V246L134 245V243L136 242ZM234 240L232 242L233 245L234 244ZM237 242V241H236ZM201 243L200 246L197 245V242L195 241L196 249L193 250L192 252L190 251L189 253H180L177 256V259L175 260V262H173L172 264H184L186 262H188V257H196L199 258L201 260V264H206L208 263V260L211 258V256L214 253H218V249L216 250V244L215 243H207V242H199ZM88 244H90L88 246ZM260 244V243H258ZM233 245H231V247H233ZM261 245L264 246V242L261 241ZM122 246H130V248H132L131 246H133V250L130 255V253L128 252H121L119 248H121ZM192 247V246H191ZM235 247V246H234ZM244 247V246H242ZM241 247V248H242ZM257 247V246H256ZM168 248V247H167ZM166 248V249H167ZM228 248V246H227ZM239 248V247H238ZM240 248V249H241ZM87 249V250H86ZM97 249L99 252L98 253H91L89 255H87L89 252H92L93 250ZM225 249V248H224ZM237 249H235L236 251ZM245 251V250H244ZM131 252V251H130ZM155 252V253H154ZM221 252V251H220ZM224 252V251H223ZM251 252V251H250ZM79 253L78 257H71L72 255ZM231 253V252H230ZM237 253V252H236ZM52 254V253H51ZM112 254V257L108 260L104 259L107 255ZM232 254V253H231ZM54 255V254H53ZM52 255V256H53ZM217 255V254H216ZM248 255V254H247ZM259 256V255H258ZM264 256V255H263ZM47 257V256H46ZM195 258V259H196ZM239 258V257H237ZM241 258H239L238 260H240ZM104 259V260H103ZM221 260V258H218ZM230 259V258H229ZM236 260V258H233ZM244 260V258H242ZM169 260V259H168ZM237 260V261H238ZM99 261V260H98ZM197 261V260H196ZM212 261V260H211ZM225 261V260H224ZM247 261V260H246ZM41 262V261H40ZM195 264V261H193ZM230 262V260H229ZM227 262V263H229ZM30 263V262H29ZM217 263V262H216ZM226 262H224L225 264ZM236 263V262H234ZM239 263V262H238ZM263 263V262H262ZM28 264V263H27ZM135 264V263H134ZM187 264V263H186ZM218 264V263H217ZM253 264H258L256 262V258L253 259Z\"/></svg>",
	"mask_w": 264,
	"mask_h": 264
}]
</instances>
